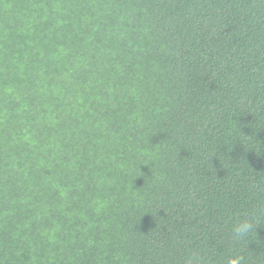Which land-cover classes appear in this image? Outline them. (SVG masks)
Returning <instances> with one entry per match:
<instances>
[{
	"label": "trees",
	"instance_id": "trees-1",
	"mask_svg": "<svg viewBox=\"0 0 264 264\" xmlns=\"http://www.w3.org/2000/svg\"><path fill=\"white\" fill-rule=\"evenodd\" d=\"M234 257L264 264V0H0V264Z\"/></svg>",
	"mask_w": 264,
	"mask_h": 264
},
{
	"label": "clouds",
	"instance_id": "clouds-1",
	"mask_svg": "<svg viewBox=\"0 0 264 264\" xmlns=\"http://www.w3.org/2000/svg\"><path fill=\"white\" fill-rule=\"evenodd\" d=\"M249 228H250V225L248 223H244V224H241L239 227H237L235 231H236V234L239 236V235L246 234ZM229 264H240V258L239 257L232 258L229 261Z\"/></svg>",
	"mask_w": 264,
	"mask_h": 264
}]
</instances>
